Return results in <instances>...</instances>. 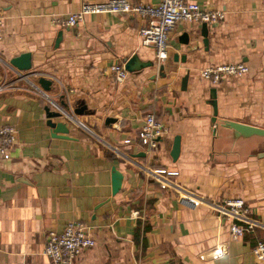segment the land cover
<instances>
[{
	"label": "crops",
	"instance_id": "obj_1",
	"mask_svg": "<svg viewBox=\"0 0 264 264\" xmlns=\"http://www.w3.org/2000/svg\"><path fill=\"white\" fill-rule=\"evenodd\" d=\"M107 1L0 0V125L16 128L9 159L0 158V264H50L47 233L77 220L88 225L95 244L75 264H264L252 254L264 241V137L235 140L222 123L264 129V0H195L224 11L225 20L207 24V47L203 23H177L161 63L141 41L147 22L139 14L87 13L76 26L61 25L83 4ZM22 53L31 54V68L19 73L10 61ZM133 54L151 65L116 82L110 66ZM228 63L249 70L214 86L200 75ZM40 77L52 81L51 89L38 85ZM62 95L70 111L84 101L90 112L74 121L65 113L54 118L69 127L67 137H54L44 108L60 110ZM147 113L167 127L151 151L137 136ZM108 117L115 121L106 123ZM113 166L123 174L114 195ZM156 169L178 174H151ZM185 193L203 202L185 203ZM235 197L260 223L240 240L230 235L231 220L208 205Z\"/></svg>",
	"mask_w": 264,
	"mask_h": 264
},
{
	"label": "built area",
	"instance_id": "obj_2",
	"mask_svg": "<svg viewBox=\"0 0 264 264\" xmlns=\"http://www.w3.org/2000/svg\"><path fill=\"white\" fill-rule=\"evenodd\" d=\"M105 12L121 15L136 13L145 18L147 23L139 30V36L143 45L154 49L158 63L168 56L169 34L177 23L218 24L225 20L224 11L202 8L195 0H160L156 5H134L128 0H109L103 3L83 4L80 11L69 14L66 20L61 21V25L76 26L83 21L87 13ZM1 30L2 16L0 15V38ZM248 70V66L244 63H228L202 68L200 75L214 86L225 76L241 77ZM110 72L118 83L125 81L128 76L124 63L112 64ZM37 83L39 85V81ZM78 124L82 125L80 122ZM166 131L167 127L162 120L157 119L154 113H147L138 129L137 136L140 144L146 150L151 151L159 146ZM15 142L16 128L13 125H0V158L9 159ZM151 174L175 176L178 171L156 169ZM181 199L193 206L203 202L194 193H185ZM208 205L231 220L229 231L233 240H240L245 232L260 225L258 221L249 216V208L242 197L226 199L219 204L208 203ZM94 244L95 240L86 223L78 220L69 221L61 232L49 231L47 233L44 254L50 264H75L76 257ZM252 254L258 261L264 262V241L256 242L252 248Z\"/></svg>",
	"mask_w": 264,
	"mask_h": 264
},
{
	"label": "water",
	"instance_id": "obj_3",
	"mask_svg": "<svg viewBox=\"0 0 264 264\" xmlns=\"http://www.w3.org/2000/svg\"><path fill=\"white\" fill-rule=\"evenodd\" d=\"M62 32L59 31L57 34L56 38V45L59 44L62 38ZM201 36L203 37V44L205 47L208 45V28L207 24L203 23L202 28H201ZM184 38V43H188L189 41V35L185 33L183 35ZM174 58L177 59V55L174 56ZM184 59V57H182ZM11 66L16 68L18 71H27L30 70L31 68V54L30 53H22L14 58L11 59L10 61ZM151 62H142L140 61L139 57L137 54H133L131 57L125 59L124 61V67L125 69L130 72H137L143 69L146 66H150ZM188 79V74L184 75L182 77V89L184 90L186 88V83ZM39 84L43 89H51L52 86V81L40 77L39 78ZM60 105V110H54L51 109L50 106H46L44 108L46 118H47V125L52 129V136H59L57 134H62L60 137H67L69 134V127L67 126V123L61 122V121H53L54 118H61L64 116L63 113L66 114L67 119L71 120H76V116L87 114L90 111L87 109V105L84 101H78L76 102V105L73 106L72 110L70 111L69 104L64 100V96L62 95L58 101ZM209 104L212 105L213 107V116H212V122L215 123L217 120V101H216V89L211 88L210 89V99H209ZM115 119L108 117L106 119V123L109 122H114ZM223 125L226 127L230 128L229 133L233 136L235 140H240L243 138L249 139L250 137L255 138V137H264V129L249 125V124H244L241 122H237L234 120H223L222 121ZM179 150H180V137L176 136L173 141V145L171 148L170 156L173 161H175L179 155ZM137 156H140V154H137ZM111 179H112V195L116 194L120 188L121 184L123 181V174L121 171L116 169L115 166L111 168ZM223 250L218 249L215 250L213 253L214 255L216 254H221Z\"/></svg>",
	"mask_w": 264,
	"mask_h": 264
}]
</instances>
